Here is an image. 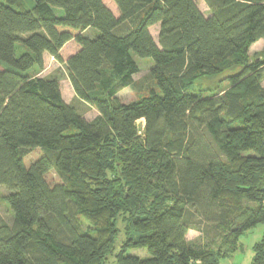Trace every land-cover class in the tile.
<instances>
[{"label":"trees","instance_id":"1","mask_svg":"<svg viewBox=\"0 0 264 264\" xmlns=\"http://www.w3.org/2000/svg\"><path fill=\"white\" fill-rule=\"evenodd\" d=\"M33 2H0V187L12 213L0 217V264H219L257 226L251 264H264V50L248 56L264 39V0H204L208 14L195 0H113L118 16L102 0ZM70 40L69 81L97 109L91 120L56 77L28 74L44 53L63 62ZM18 43L27 51L15 56ZM135 57L152 59L156 88L121 102L137 86ZM222 74L221 94L194 89ZM31 148L43 153L26 164Z\"/></svg>","mask_w":264,"mask_h":264},{"label":"rangeland","instance_id":"2","mask_svg":"<svg viewBox=\"0 0 264 264\" xmlns=\"http://www.w3.org/2000/svg\"><path fill=\"white\" fill-rule=\"evenodd\" d=\"M4 0H0V2H3ZM103 3L112 11V13L115 16L119 15L118 8L116 4L113 2V0H102ZM197 6L201 11H203L204 14H208V8L204 2V0H195ZM34 5L33 0H21V7L24 9H30ZM54 12L56 15L61 16L63 14V11L59 8H54ZM158 31H159V25H153L150 27V33L155 41H157L158 38ZM99 34V31L96 29H88L84 32V35L93 38ZM78 49V45L71 40L69 43L65 44V46L60 51L61 57L63 62H58L53 57L49 56V54L45 55L44 61H43V67L42 69H38L37 67L32 68L29 70L28 74L31 76H38L43 78H51L56 77L59 80L60 84V91L62 98L65 102L72 104L75 106V108L78 110V112L87 120H91L94 118L98 111L95 107L91 106L87 102H84L80 99H78L71 87L69 77H68V71L65 65V61L67 58L75 52V50ZM264 50V39H260L256 42H254L248 49V56L250 60L253 58H257L261 55V52ZM27 51L26 47H24L22 44H16L15 47V56H19L22 52ZM137 65L139 67V71L133 75V79L137 86H128L123 89H121L117 93V97L121 102H130L137 98H140L144 95L148 94V91L150 88H156L154 82L149 78V71L151 67L153 66V61L151 58H139L135 57ZM260 59V58H259ZM8 66L5 63L0 62V70L7 68ZM225 74H222L219 77H205V78H199L194 84V89L199 92L201 90L203 95H215V94H221L225 91V89L228 88V83L225 81L224 77ZM262 85L264 86V79L262 81ZM137 127L139 134L143 133V127H144V120L140 119L137 121ZM76 129L74 127H70L68 130V133L75 132ZM43 153V150L40 148H31L26 149L24 151V157L23 160L26 164H29L30 162L34 161L36 158H38ZM47 180L50 184H54L56 182L60 181L59 176L54 172L50 171L47 175ZM7 194V191L5 188L0 187V217L6 221L7 223L11 222L12 219V213L11 209L9 208L8 203L3 198ZM252 206L257 205V203L252 202ZM87 223L83 221V228L86 229ZM259 227V226H258ZM257 227V228H258ZM262 227V226H260ZM119 228L121 229L120 234L118 236V239L116 241V248L115 251L119 249V246H121L122 241L125 239V233H124V224L119 222ZM251 231L249 236H246L247 239H245L246 243H244V238L241 240L243 248L241 250H238L233 258H231V262L233 264H241V259L245 261V264H248L251 261V258L253 256V250L252 245L250 246L251 242H256L261 234L262 229L260 228L259 232L257 233L256 229ZM187 239L194 242L195 245L197 244H203L207 243V240H201L199 239V232L197 230H189L187 232ZM247 245V246H246ZM246 252V253H245ZM128 254H134L138 255L139 257H146L147 252L146 250L142 248H130L127 251ZM113 255L108 256L105 264H115ZM229 260H221L220 264H228ZM244 263V262H243Z\"/></svg>","mask_w":264,"mask_h":264},{"label":"crops","instance_id":"3","mask_svg":"<svg viewBox=\"0 0 264 264\" xmlns=\"http://www.w3.org/2000/svg\"><path fill=\"white\" fill-rule=\"evenodd\" d=\"M200 10H201V9H200ZM202 12H203V11H202ZM70 41H71V40H70ZM70 41H68L67 43H69ZM67 43H66V44H67ZM64 46H65V44H64ZM64 46H63V47H64ZM63 47H62V48H63ZM62 48H61V50H62ZM61 50H60V51H61ZM75 51H76V50H75ZM73 53H74V52H73ZM46 54H47V53H44V54H43V59H44V57H45ZM47 55H48V54H47ZM49 56H50V55H49ZM51 57H52V56H51ZM257 227H258V226H257ZM257 227H255V228H257ZM255 228L252 229V230H250V231H248V232L246 233V235L242 236V237L240 238V243H242L241 240H242L243 238H244V243H246V241H245V239H247L246 236H249V234L251 233V231L253 232V230H255ZM260 228L263 230V228L259 226V227L256 229V230H257V231H256L257 233L259 232ZM253 244H254V242H251L250 246L253 245ZM246 246H247V245H246ZM236 252H237V251H236ZM236 252H234L232 255H230V256H228V257H226V258H223V260H225V259H226V261L229 260V263H228V264H233V263L231 262V258H233V256L235 255ZM245 253H246V252H245ZM221 260H222V259H221ZM221 260L219 261V264H220ZM243 262H244V263H243ZM193 264H197V263H193ZM241 264H245V261H243V259H241ZM248 264H251V261H250Z\"/></svg>","mask_w":264,"mask_h":264}]
</instances>
